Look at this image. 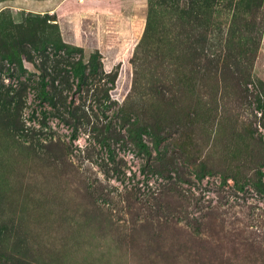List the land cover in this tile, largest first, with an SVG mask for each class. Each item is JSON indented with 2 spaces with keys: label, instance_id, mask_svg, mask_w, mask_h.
Here are the masks:
<instances>
[{
  "label": "rangeland",
  "instance_id": "obj_1",
  "mask_svg": "<svg viewBox=\"0 0 264 264\" xmlns=\"http://www.w3.org/2000/svg\"><path fill=\"white\" fill-rule=\"evenodd\" d=\"M163 1L168 0H0V11L9 10L15 21L22 19L23 12L48 14L66 42L82 47L84 59L97 51L104 67L117 72L105 105L94 97L93 88L86 92L74 83L67 93V101L91 119L116 112L118 121L126 113L144 118L147 110L145 120L152 119L153 104L174 97L170 112L175 109V117H168L166 123L174 138L187 141L182 148L177 142L168 145L176 151L172 161L178 165L186 154L214 156L228 137V124L218 122L222 106L228 105L223 92L228 74L202 56L209 53L211 38L226 36L232 43L229 48L241 53L247 47L239 50L233 36L257 40L261 36L259 49L249 53L254 74L264 78V7L245 11L247 0H206L200 10L205 19L195 22L163 6ZM183 1L178 0L180 5ZM223 43H217V49L222 50ZM26 67L24 77L34 71L31 65ZM0 77L5 84L15 81ZM104 80L95 77L93 87H112ZM247 88L252 90L250 84ZM46 107L30 90L23 110L27 125L38 128ZM32 113L35 122L29 121ZM46 123V137L59 136L72 145L71 164L53 162L46 155L15 153L7 160L0 155V264H184L170 262L168 256H150L143 234L131 241V228L164 223L152 205L162 180L141 171L144 161L134 149L116 145L114 163L120 171L108 175L103 167L114 163L88 131L79 129L70 140V126L49 115ZM118 130L124 129L118 126ZM1 141L0 133V152ZM218 174L201 181L191 175V184L168 183L170 193L164 203L178 207L181 216L208 220L203 231L213 238V255L227 258L228 264H264V200L252 189L234 194L232 181L223 185ZM180 218L173 226L185 223L193 229ZM130 244L136 245L131 258Z\"/></svg>",
  "mask_w": 264,
  "mask_h": 264
},
{
  "label": "trees",
  "instance_id": "obj_2",
  "mask_svg": "<svg viewBox=\"0 0 264 264\" xmlns=\"http://www.w3.org/2000/svg\"><path fill=\"white\" fill-rule=\"evenodd\" d=\"M205 1L184 0L181 5L178 0L161 3L163 6H170L186 20L192 21L193 18V21L201 22L205 19L200 15ZM261 7H264V0H247L245 11ZM23 14L21 20L15 21L9 10L0 11V75L15 79L14 82L5 84L0 77V133L3 145L0 155L5 160L9 159V154L15 153L34 157L46 155L53 162L60 161L70 165L72 145L59 136L46 137L43 132L48 115L71 127L70 140L77 137L79 129L88 131L93 142L107 149L111 163L115 162L116 145H130L134 153L144 161L141 171L162 180L160 195L157 194L156 202L152 205L155 210L160 211L159 216L164 220V223L158 221V225L154 227L145 224L139 229L131 228V241L136 242L139 239L137 237L145 235L146 252L155 258L168 256L167 259L173 263L228 264L225 261L227 258L213 255L210 246L214 242L213 238L206 230L203 231L209 224L208 220L205 221L202 216L200 219L191 218L187 213L181 216L178 207L164 202L170 193L168 183L191 184V175L195 181H201L205 176H217V173L221 177V184L232 181L231 189L234 194L247 193L252 189L258 198L264 200V172L261 169L264 167V78L254 74L253 58L249 53L253 54L259 49L261 36L258 40L254 36L242 39L233 36L239 50L243 46L247 47L241 53H235L229 48L231 41L226 36H219L218 42L215 36L211 38L207 49L209 53H202V56L228 74V81L223 85L228 105L222 106L223 110L221 108L222 112L218 117L220 124H228V137L223 140L222 149L216 151L214 156L201 153L189 157L186 154V158H182L177 165L172 161L177 157L176 151L169 149L168 145L177 142L178 147L182 148L187 141L174 138V131L166 123L168 117H175V109L170 112L173 108L170 100L174 97L155 102L152 108L155 113L147 121L145 116L149 114L148 110L144 113V118L138 114L131 118L129 113L123 111L126 115L119 121L116 119L117 112L113 116L103 114V117L95 116L91 119L84 110L67 101V93L73 89L74 83L78 89L84 88L86 92L93 88L94 97L99 102L103 99L105 105L109 95H112L110 90L116 86L117 72L104 67L97 51L84 59L82 47L66 42L57 23L52 22L48 14ZM217 43H223L222 50L217 49ZM26 65H31L34 71L24 77L29 71ZM33 74L37 78H33ZM95 77L100 81L105 79L104 83L111 82L112 87L98 85L94 88L92 80ZM249 84L252 86L250 91L247 88ZM30 90L35 91L40 104L49 106L48 109L46 107L41 110L42 118H37L38 128L27 125L23 117ZM35 117L32 113L29 121L35 122ZM118 126L124 129L123 132L118 130ZM40 136H45L46 140L40 141ZM87 150L88 147L85 148V153ZM106 165L103 170L108 175L110 171H120L117 163L111 168ZM173 186L178 190L180 188ZM92 203L97 206L96 201ZM175 213L178 216L172 215ZM180 217L186 219L193 229L185 223L180 228L173 226L176 220H181ZM130 245L133 250L131 258L135 256L136 245ZM262 257L264 259V255Z\"/></svg>",
  "mask_w": 264,
  "mask_h": 264
}]
</instances>
